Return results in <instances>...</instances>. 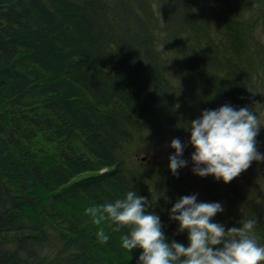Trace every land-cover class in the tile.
I'll return each instance as SVG.
<instances>
[{
	"label": "trees",
	"instance_id": "16d2710c",
	"mask_svg": "<svg viewBox=\"0 0 264 264\" xmlns=\"http://www.w3.org/2000/svg\"><path fill=\"white\" fill-rule=\"evenodd\" d=\"M223 105L264 122V0H0V264H137L127 228L85 214L128 191L166 242L188 245L169 210L195 195L264 245V161L228 184L192 172L188 122Z\"/></svg>",
	"mask_w": 264,
	"mask_h": 264
},
{
	"label": "clouds",
	"instance_id": "9594fccd",
	"mask_svg": "<svg viewBox=\"0 0 264 264\" xmlns=\"http://www.w3.org/2000/svg\"><path fill=\"white\" fill-rule=\"evenodd\" d=\"M264 127L251 108L239 110L223 105L216 110L202 111L199 118L188 122V143L194 151L190 156L192 172L199 177L212 176L228 184L255 161H264L257 151L256 137ZM168 169L177 175L187 166L182 159L185 145L172 139ZM152 204L135 191H128L122 199L103 205L90 206L85 214L100 226L111 222L128 232L120 238L121 247L129 253L140 249L137 264H264V245L255 235L256 219L240 220V227L225 230L212 218L224 209L220 203L197 202L195 195L179 198L169 210V218L178 223V232H186L188 245L166 242L160 218L147 209ZM99 243L106 244L109 236L103 227L96 232Z\"/></svg>",
	"mask_w": 264,
	"mask_h": 264
},
{
	"label": "rangeland",
	"instance_id": "374dc122",
	"mask_svg": "<svg viewBox=\"0 0 264 264\" xmlns=\"http://www.w3.org/2000/svg\"><path fill=\"white\" fill-rule=\"evenodd\" d=\"M149 154L145 155V156H148Z\"/></svg>",
	"mask_w": 264,
	"mask_h": 264
}]
</instances>
